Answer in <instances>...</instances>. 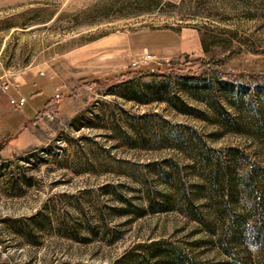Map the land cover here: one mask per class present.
<instances>
[{
	"label": "rangeland",
	"instance_id": "rangeland-1",
	"mask_svg": "<svg viewBox=\"0 0 264 264\" xmlns=\"http://www.w3.org/2000/svg\"><path fill=\"white\" fill-rule=\"evenodd\" d=\"M0 124V264H264V0H0Z\"/></svg>",
	"mask_w": 264,
	"mask_h": 264
},
{
	"label": "trees",
	"instance_id": "trees-1",
	"mask_svg": "<svg viewBox=\"0 0 264 264\" xmlns=\"http://www.w3.org/2000/svg\"><path fill=\"white\" fill-rule=\"evenodd\" d=\"M232 76L233 75H227L226 78L232 79ZM3 140H5V139H0V146L3 143ZM173 260H174V262H171V261H169V262H171L172 264H197L192 259L182 257L181 254H179V255L177 254V256Z\"/></svg>",
	"mask_w": 264,
	"mask_h": 264
},
{
	"label": "built area",
	"instance_id": "built-area-1",
	"mask_svg": "<svg viewBox=\"0 0 264 264\" xmlns=\"http://www.w3.org/2000/svg\"><path fill=\"white\" fill-rule=\"evenodd\" d=\"M151 57V53L147 52L145 54V58H150ZM133 64H136L137 62L136 61H133L132 62ZM13 102H15L16 104H22L25 102V97L24 96H18L17 98H13L12 99Z\"/></svg>",
	"mask_w": 264,
	"mask_h": 264
},
{
	"label": "crops",
	"instance_id": "crops-1",
	"mask_svg": "<svg viewBox=\"0 0 264 264\" xmlns=\"http://www.w3.org/2000/svg\"><path fill=\"white\" fill-rule=\"evenodd\" d=\"M1 124H2V123H1ZM1 124H0V130H1V128L3 127ZM5 135H6V134H4V133H3V134L0 133V138L2 139V137L5 136Z\"/></svg>",
	"mask_w": 264,
	"mask_h": 264
}]
</instances>
